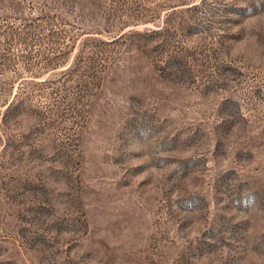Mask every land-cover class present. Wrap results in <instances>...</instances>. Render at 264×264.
Segmentation results:
<instances>
[{
	"label": "rangeland",
	"instance_id": "rangeland-1",
	"mask_svg": "<svg viewBox=\"0 0 264 264\" xmlns=\"http://www.w3.org/2000/svg\"><path fill=\"white\" fill-rule=\"evenodd\" d=\"M0 264H264V0H0Z\"/></svg>",
	"mask_w": 264,
	"mask_h": 264
}]
</instances>
